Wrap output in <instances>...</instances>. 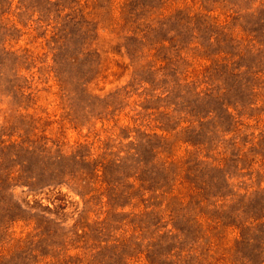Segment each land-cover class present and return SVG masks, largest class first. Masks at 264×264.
I'll list each match as a JSON object with an SVG mask.
<instances>
[{"label": "rangeland", "instance_id": "rangeland-1", "mask_svg": "<svg viewBox=\"0 0 264 264\" xmlns=\"http://www.w3.org/2000/svg\"><path fill=\"white\" fill-rule=\"evenodd\" d=\"M0 264H264V0H0Z\"/></svg>", "mask_w": 264, "mask_h": 264}]
</instances>
